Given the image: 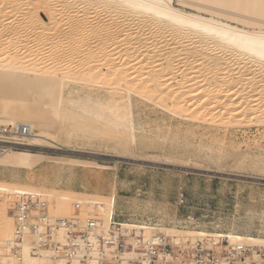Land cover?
I'll list each match as a JSON object with an SVG mask.
<instances>
[{
	"label": "bare ground",
	"instance_id": "6f19581e",
	"mask_svg": "<svg viewBox=\"0 0 264 264\" xmlns=\"http://www.w3.org/2000/svg\"><path fill=\"white\" fill-rule=\"evenodd\" d=\"M0 95V134L13 126L20 134L10 139L47 140L54 149L60 134L73 138L71 130H102L100 135L113 137L107 149L133 154L140 135L149 131L137 119L146 107L164 122L185 127L186 139L188 134L224 138L263 129L264 0H0ZM2 143L0 168L25 169L29 176L43 161L87 165L69 157L16 152L7 146L11 143ZM29 182L6 186L1 193L42 194L53 219L70 218L72 202L85 204L79 216L96 217L94 210L106 233L112 197L59 192ZM10 205L0 199V264H48L50 253H33L30 234L16 240ZM120 225L142 229L145 237L194 240L219 233ZM225 234L239 245L264 248L262 236L233 229Z\"/></svg>",
	"mask_w": 264,
	"mask_h": 264
},
{
	"label": "rangeland",
	"instance_id": "374dc122",
	"mask_svg": "<svg viewBox=\"0 0 264 264\" xmlns=\"http://www.w3.org/2000/svg\"><path fill=\"white\" fill-rule=\"evenodd\" d=\"M160 118L161 115L152 108L141 109L137 119H140L141 127L149 131L140 135L144 139L139 138L140 143L133 154L107 149L113 137L100 135L102 130H98L99 134L94 130V133L90 130L87 134L85 130H71L69 134L73 138L67 133L60 134L53 145L57 149H54L49 145L52 142L47 140L25 143L10 139L20 133L9 126L8 133L0 134V141L11 143L7 146L12 150L29 151L49 158L69 157L87 165L66 164L61 167L43 161L30 176L25 169L0 168V193L6 186L29 184L31 179L33 185H44V188L59 192L112 197L114 208L106 224L114 220L120 224L187 227L218 234L233 229L237 233L264 237V128H252L249 132H237L224 138L188 134L186 139L183 136L185 127L169 124ZM161 134L168 141H161ZM2 142L0 144L6 146ZM64 145L68 150L61 147ZM134 154L141 156L134 158ZM217 156L223 159L217 162ZM179 195H183L182 204Z\"/></svg>",
	"mask_w": 264,
	"mask_h": 264
},
{
	"label": "built area",
	"instance_id": "2783aa9c",
	"mask_svg": "<svg viewBox=\"0 0 264 264\" xmlns=\"http://www.w3.org/2000/svg\"><path fill=\"white\" fill-rule=\"evenodd\" d=\"M4 149L0 144V153ZM0 199L11 202L16 240L26 232L30 234L33 253L40 249L50 253L48 264H264V248L239 245L224 233L194 240L162 234L145 237L142 229L129 231L114 220L104 233L96 217L79 216L85 205L79 202H72L70 218L53 219L47 197L42 194L0 193ZM179 200L182 204L183 195ZM59 232L62 239L57 237Z\"/></svg>",
	"mask_w": 264,
	"mask_h": 264
},
{
	"label": "crops",
	"instance_id": "0c3cea01",
	"mask_svg": "<svg viewBox=\"0 0 264 264\" xmlns=\"http://www.w3.org/2000/svg\"><path fill=\"white\" fill-rule=\"evenodd\" d=\"M113 216V215H112Z\"/></svg>",
	"mask_w": 264,
	"mask_h": 264
}]
</instances>
